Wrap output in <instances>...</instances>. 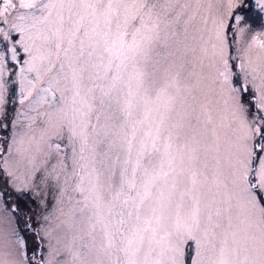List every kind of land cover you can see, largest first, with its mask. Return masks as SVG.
Here are the masks:
<instances>
[{
  "label": "snow or ice",
  "instance_id": "6c2138e0",
  "mask_svg": "<svg viewBox=\"0 0 264 264\" xmlns=\"http://www.w3.org/2000/svg\"><path fill=\"white\" fill-rule=\"evenodd\" d=\"M252 7L264 14V0H228L203 18L200 56L230 102L232 135L222 138L186 82L195 73L174 26L187 3L0 0V104L18 68L21 103L38 106L32 122L61 129L46 147L42 133L39 166L0 146V169L20 191L54 181L57 204L69 206L44 217L46 258L39 242L29 255L13 217L0 264H264V58L248 55L264 49V31L240 46Z\"/></svg>",
  "mask_w": 264,
  "mask_h": 264
},
{
  "label": "rangeland",
  "instance_id": "374dc122",
  "mask_svg": "<svg viewBox=\"0 0 264 264\" xmlns=\"http://www.w3.org/2000/svg\"><path fill=\"white\" fill-rule=\"evenodd\" d=\"M255 3V0H247ZM163 2V0H162ZM181 3H187L189 8L186 15L180 18L179 25L174 26V30L180 33L179 41L180 47L183 50L184 44L188 45V51L183 53L184 59L187 63V72L195 73V75L188 77L185 73L186 82L196 87V95L198 106L203 105L205 114L211 116L213 125L221 137L231 136L232 129L226 127L229 123L230 112L228 111L229 104H226L227 93L221 92L220 88L214 83V73L209 67V61L206 57L200 56L201 41L200 36L205 35L203 18L215 15L217 12H226L228 0H180ZM240 11V9H235ZM188 17H192L191 20ZM264 20V19H263ZM246 21L251 25V30L245 34L244 43L241 48H247V44L251 42V37L256 32L264 31L263 25L255 22ZM209 23V27H210ZM187 28L185 33L184 29ZM187 37V39H185ZM195 37V39H193ZM264 39V37H261ZM254 64H259L264 58V49L258 46H253L248 53ZM33 74L26 73V77L31 79ZM6 89L4 91L3 104H0V146L7 148L9 145L13 148V161L21 160L26 156L35 155L36 163L39 166L43 160L42 153H36V148L41 142L42 133L46 130L44 139V146L46 147L47 139L54 138L61 129L53 126L48 127L41 121L46 118L41 116L36 123H33L31 117H35L37 113L33 108L38 107L33 103L32 98L23 99L24 93L21 92L20 78L18 68H14L12 73L5 76ZM251 80V78H250ZM259 84V81L256 82ZM24 87L27 88V81ZM256 94L255 88L249 83V91L244 95L245 102H251L253 95ZM35 95V93H33ZM40 111H53L52 109L40 106ZM225 127H220L221 123ZM31 124V127L29 125ZM15 138L16 143H13ZM21 141H23L21 143ZM19 148L20 152L16 149ZM7 153H0V163ZM21 178H25L26 168L20 165L13 169ZM41 175L37 172V177ZM34 183L36 187H24L22 191L18 190L19 186L8 177L2 169H0V191L6 195L0 196V254L7 251V246L3 242V236L11 231V224L9 223L13 217H16L17 223L20 224L21 235L25 238L29 248V255L32 251L37 249V243L41 245L38 252L37 259L41 256L47 257L49 238L45 236V227L52 223L51 220L45 221L44 217L50 213L56 212L57 209L68 210L67 204H57L59 198V189L54 181H50L49 185L39 184L37 179ZM62 183V182H61ZM44 203H41V201ZM15 205L18 211H12L10 206ZM58 215L59 213L56 212ZM31 217V226L35 231H27L24 229L23 220Z\"/></svg>",
  "mask_w": 264,
  "mask_h": 264
},
{
  "label": "trees",
  "instance_id": "16d2710c",
  "mask_svg": "<svg viewBox=\"0 0 264 264\" xmlns=\"http://www.w3.org/2000/svg\"><path fill=\"white\" fill-rule=\"evenodd\" d=\"M252 1L250 2V5H254ZM250 17V18H248ZM264 19V14L259 13V9L256 7H252L251 12L247 14V20L250 22L258 23L259 25H263L262 20Z\"/></svg>",
  "mask_w": 264,
  "mask_h": 264
}]
</instances>
